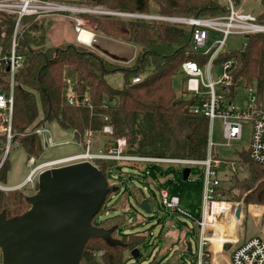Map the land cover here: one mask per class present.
<instances>
[{"label":"trees","instance_id":"16d2710c","mask_svg":"<svg viewBox=\"0 0 264 264\" xmlns=\"http://www.w3.org/2000/svg\"><path fill=\"white\" fill-rule=\"evenodd\" d=\"M56 1L65 3L69 0ZM233 2L236 5L239 0ZM83 4L110 11L164 17H210L224 15L228 11L223 0H85ZM260 6L255 16L258 22L264 24V0H260ZM4 15L0 14L1 24L5 26L0 30L5 32L3 44L7 50L14 17ZM34 18H22L17 49L23 61L14 75L11 117L12 139L17 140L24 149L27 159L37 158L41 154L43 143L36 130L53 120L64 128H71L75 140L82 144L88 133L101 132L103 126L109 124L113 133L105 134L107 141L110 139L105 146L107 148L115 138L124 137L127 153L162 158H205L208 120L193 114L189 95L184 90L176 92L172 86V79L180 73L184 60L203 63L207 58L190 46V25L113 15L93 16L95 33L137 47L134 62L120 66L83 44L65 42L47 45V25L44 19ZM231 56L237 62L236 77H243L247 82L254 78L262 79L264 33L248 35L243 50L220 54L217 62ZM117 70L123 75L120 88L113 87L105 78L106 74ZM6 75V68H0V89L4 91L8 90ZM134 77H140V80L132 82ZM70 86L76 95V102L67 99ZM83 97L88 98L87 103H83ZM5 140V134L0 132V157ZM240 162L245 164L248 175L241 180L235 179L227 190L219 189V196L231 200L232 194L245 204L264 205V165L253 162L246 151L241 153ZM113 164L112 161L103 160L95 163L105 176L106 170ZM8 169L6 157L0 166L1 182L5 181ZM34 188L37 189V182ZM23 190L12 196L15 203L10 211L7 206L10 200L8 194L16 191L0 189V211L6 210L7 216L24 211L28 205V195ZM133 197L139 202L145 196L142 193L138 198L136 194ZM120 216L116 214L110 219ZM108 221L104 218L99 226L116 224ZM121 223L118 222V226ZM112 235L115 236L114 232ZM119 239L122 244L109 246L101 238H91L83 252L81 264H122L125 251L142 245L146 236L130 232ZM97 251L103 252L100 259L95 256Z\"/></svg>","mask_w":264,"mask_h":264},{"label":"built area","instance_id":"2783aa9c","mask_svg":"<svg viewBox=\"0 0 264 264\" xmlns=\"http://www.w3.org/2000/svg\"><path fill=\"white\" fill-rule=\"evenodd\" d=\"M223 1L227 4V13L210 17H164L155 14L110 11L101 7H95L90 10L92 13L100 15L155 19L174 23H186L191 26L190 46L201 56H207V58L203 63L191 59H186L181 63L180 74L184 76V81L180 90H184L189 95V98H191V112L208 120L206 156L204 159L162 158L127 153V143L124 137L115 138V141L107 149L103 148V150L91 152L89 149L90 143L87 139L92 134L88 133L86 135L87 141L84 143L86 147L83 148V151L37 164H35L34 157H29L26 163L32 167L22 186L31 182L34 188L35 182L33 183V179L43 169L81 161H90L94 165L93 161L97 160H126L132 162L179 161L188 166L195 164L202 165L206 171L203 184L202 206L199 218L196 221L199 230L197 264H218V257L222 254L225 243H230V249L235 245L229 253V264H264V237L253 236L240 240L235 234L234 239H221L218 249L215 250L212 246V236L218 233L220 226H224L221 223L225 220L224 223H226L227 228L228 223L237 221L235 217L236 205L231 201L223 200L216 196V188L219 181L215 172L222 160L215 157V148L229 147L232 143L241 140L243 131L247 128L249 135L248 155L253 162L264 165V74L262 79L254 78L251 82H247L245 78L235 76L237 68L235 57L231 56L217 62L220 54L231 52L230 49L225 47V43L232 29L239 28L241 32L248 36L255 33H264V24L258 22L254 14L239 11L233 0ZM60 11L70 12V14L64 13L62 15L73 19L77 42L89 46L93 34L84 27L82 18L74 15L85 11L79 6L56 0H0V14L13 15L14 17L13 32L7 50L4 49L3 44L5 32L0 30V68H6L7 75L5 79L8 82L7 91L0 89V121L1 116H3V122H0V132L4 133L6 138L3 144L0 166L9 152L13 140L11 117L13 110L14 75L23 61L22 54L17 49L22 18L24 16H34V19H38L41 16ZM4 27L0 21V28L4 29ZM83 31L91 34L87 40L80 38ZM214 32L220 33L221 37L218 39L212 38L211 35ZM245 46L246 42L240 50H243ZM217 67L221 68L219 76L214 73V69ZM139 80L140 77H134L132 82H138ZM67 99L69 102L77 101L71 86L67 91ZM82 101L83 103H87L88 98L83 97ZM215 119L220 121L223 139L221 142H214L211 138ZM36 132L40 137L42 135V143L45 142L47 147L54 144L52 137L47 135L44 124L37 128ZM101 132L111 135L113 132L112 126L109 124L104 125ZM0 189L4 191H18L21 190V186L7 188L0 184ZM159 194L161 202L166 207L185 213L180 208V199L177 195L169 196L165 189L160 190ZM102 253V251H97L95 255L100 259Z\"/></svg>","mask_w":264,"mask_h":264},{"label":"rangeland","instance_id":"374dc122","mask_svg":"<svg viewBox=\"0 0 264 264\" xmlns=\"http://www.w3.org/2000/svg\"><path fill=\"white\" fill-rule=\"evenodd\" d=\"M84 1L85 0H69L68 4L71 2V5H75L73 3H76L75 6L85 7L86 10L92 8L86 5L84 6ZM239 1L238 10L241 12L257 14L260 10V0ZM64 13L70 14V12L67 11H60L50 14L49 16L40 17V19H44L45 24L48 25L47 33L45 34L47 45H59L65 42H76L80 44L77 42L75 35L73 38L71 37L74 31L73 19L63 16L62 14ZM79 15L88 17V20L85 19L86 24L83 22V25L90 31L88 26L91 24L92 17L99 14L87 12ZM21 28L22 24L19 34L21 33ZM103 36L104 35L98 34L95 39V42L97 41L95 45H97L98 49L95 48L93 43L87 47L99 54L102 53L100 51H103L102 54L106 59L116 62L120 64V66L131 64L132 62L130 63L128 60L134 62L135 59L133 58L136 56L134 52L136 53L137 51L135 45L128 46L123 43H106V39L104 40ZM68 37H71V39L66 40ZM211 37L218 39L221 35L218 32H214ZM110 39L111 38L108 40ZM246 41L247 36L245 33L241 32L239 28H234L228 34L225 47L231 51H237L242 49ZM126 61H128V63ZM214 73L219 76L221 68H215ZM105 78L113 87L120 88L123 85V75L120 70L106 74ZM183 81L184 76L180 73L173 77L172 86L176 92L180 91ZM0 122H3V116H1ZM44 125L47 130V135L52 137L54 144L46 148L43 147L41 154L35 158V164L80 152L86 147V145L75 140L71 128L62 127L56 120L46 122ZM211 138L214 142H221L223 140L221 125L218 119L214 121ZM87 140H89L90 143V151L97 152L103 150L110 139L107 141V136L103 132H98L91 135ZM87 140L85 139L84 142ZM248 142V130L245 128L241 140L232 143L229 147L215 148V153L218 151L221 159H227L225 163H221L215 172L218 179L222 178L220 184L221 191L223 189L227 190L232 186L235 179L241 180L248 175L246 166L240 162L238 156V151L246 147ZM236 151L237 153H235ZM7 159L9 162V169L6 173L5 181H0V184L5 187H12L26 177L32 166L27 165V155L15 139L11 142ZM111 161L114 164L109 166L106 170V178L108 185L116 187L117 189L108 194L107 200L100 208L98 214L92 219V223L94 225H99L104 218L109 219L107 223H116L117 229L114 231V237L116 238H120L122 235L130 232L143 233L146 236L145 242L137 247L140 254L137 257H133L131 251L127 249L122 264H197L199 230L194 220L199 218L202 206L201 196L206 171L204 166L196 164L188 166L179 161ZM93 162L96 163V161ZM232 163L234 164L232 167L235 170V174L230 175L226 180L227 175L224 174L226 172L225 166H229ZM236 166L239 167L238 170L235 169ZM185 167H189L190 171L187 178L184 179L182 172ZM36 180L37 177L33 179V183H36ZM30 185L31 182L26 183L24 190L21 189L25 195H30L36 191L35 188L29 187ZM161 189H166L169 196L178 195L180 198V208L183 209L185 213L174 211L166 207L161 202L158 193ZM21 190L8 194L10 200H8L7 206L10 211H12L15 203V199L12 196L21 192ZM142 193L143 195L145 194V198L150 205L149 213L142 211L139 207L138 200L133 197V195L136 194L138 198L142 196ZM230 196L232 197L230 199L233 203H241V210L243 209L242 217L239 222L237 221L239 224L238 233L240 239L243 240L253 236L264 237V205L252 203L245 204L242 199L238 200L233 197L232 194ZM27 207L28 205H26V208ZM116 214H121L122 216L110 219V217ZM118 222L122 223L118 226ZM224 222L225 220L221 223L224 226H220L218 233L212 236V246L215 250L218 249L221 239L235 238L236 224L234 225L233 222L228 223L226 228V223ZM224 228H226V230H224ZM129 239L136 241V239ZM184 243L190 244V250L185 248ZM234 246L235 245H233L232 248ZM231 249L225 252V254L229 255ZM226 255L224 256L228 257ZM226 260L227 258L221 260L219 263L229 264L226 263Z\"/></svg>","mask_w":264,"mask_h":264},{"label":"water","instance_id":"95a60500","mask_svg":"<svg viewBox=\"0 0 264 264\" xmlns=\"http://www.w3.org/2000/svg\"><path fill=\"white\" fill-rule=\"evenodd\" d=\"M43 147L47 144L44 142ZM189 167L183 169L187 178ZM37 189L26 197L28 207L7 216L0 211L1 264H81L83 252L91 238H101L109 246L122 244L112 235L117 225H94L106 195L117 188L108 185L106 176L90 161L51 167L37 175ZM150 212L146 198L139 202ZM241 203L235 217L240 218ZM230 243L223 248L228 250ZM190 250V244L187 243ZM133 257L140 252L131 250Z\"/></svg>","mask_w":264,"mask_h":264},{"label":"crops","instance_id":"0c3cea01","mask_svg":"<svg viewBox=\"0 0 264 264\" xmlns=\"http://www.w3.org/2000/svg\"><path fill=\"white\" fill-rule=\"evenodd\" d=\"M69 1H67V2H65V3H68ZM70 4H71V2H70ZM73 4H75L76 5V3H73ZM239 4H240V1L238 2V4H236L235 6H236V8L238 9V6H239ZM82 5V4H81ZM84 6H85V4H84ZM80 8H82V9H84L85 11H82V12H79V13H77V16H79V17H81L82 18V20H83V22L86 24V21H85V19L86 20H88V17H86V16H84V15H79V14H85V13H89V12H91L90 10L91 9H93V8H95V7H93V8H90V9H85V7H81L80 6ZM260 8H261V6H260ZM138 14H140V13H138ZM74 15H76V14H74ZM100 15V14H99ZM255 15V14H254ZM47 16H49V15H47ZM39 19V18H38ZM92 21H91V24H90V26H88L89 27V29H90V31L92 32V34H93V38H92V41H91V44L93 43V45L95 46V48L96 49H98L97 48V45H95L96 43H97V41L95 42V39L97 38V36H98V34L97 33H95L94 32V30H93V27H94V21H93V17H92V19H91ZM44 22H45V20H44ZM85 26V25H84ZM47 27H48V25H47ZM73 30H74V28H73ZM74 31L72 32V35H71V37L73 38L74 37ZM102 35V34H101ZM71 37H68L66 40H70L71 39ZM103 39L105 40L106 39V43H110V44H114V43H117V44H120V43H123L124 45H128V46H134L133 44H130V43H126V42H123V41H120V40H116V39H113V40H108L109 39V37H106V36H103ZM61 44V43H60ZM90 44V45H91ZM99 47V46H98ZM100 52H102L103 53V51H100ZM105 52V51H104ZM101 53V54H102ZM134 54L136 55V53L134 52ZM103 55V54H102ZM126 58V57H125ZM128 59H130V58H128ZM134 59V58H133ZM127 60V59H126ZM130 63L131 62H133V61H130V60H128ZM128 61H126L127 63H128ZM181 91V90H180ZM179 91V92H180ZM178 92V93H179ZM207 135H208V128H207ZM207 145V144H206ZM248 144H247V146L246 147H244V148H242L240 151H238V156H239V159H240V156H241V153L243 152V151H246V152H248ZM214 153H215V150H214ZM235 153H237V151L235 152ZM216 156L215 157H217V158H220L221 159V156H219V152L218 151H216ZM218 154V155H217ZM7 157V156H6ZM1 158V157H0ZM250 158V157H249ZM222 160V162L221 163H225V161H227V159H221ZM224 161V162H223ZM221 163H220V165H221ZM232 165H234L233 163L231 164V165H226L225 166V169H226V172L224 173L225 175H227V177H226V180L228 179V177L230 176V175H233V174H235V170L233 169V167H232ZM243 165H245L244 163H243ZM235 169H239V167L238 166H236V168ZM29 174V173H28ZM27 174V175H28ZM27 175H26V177H24L21 181H19L18 183H16L17 185H15L16 187H18V186H21V189H24V187H25V185L24 186H22L24 183H25V180H26V178H27ZM218 179V178H217ZM218 181H219V184H218V186H217V188H216V196L218 197V198H220V199H223V200H226L225 198H223V197H220L219 196V193H218V190L219 189H221V181H222V178H219L218 179ZM33 185V184H32ZM32 185H30L29 187H32L33 188V186ZM15 186H12V187H7V188H13V187H15ZM162 190V189H161ZM166 190V189H165ZM22 191V190H21ZM202 191H203V189H202ZM8 192H11V191H9L8 190ZM160 192V190L158 191V193ZM168 192V191H167ZM202 194H203V192H202ZM144 196H145V194H144ZM159 196H160V194H159ZM178 196V195H177ZM179 197V196H178ZM145 198V197H144ZM144 198H142V199H144ZM141 199V200H142ZM180 199V198H179ZM160 200H161V198H160ZM201 200H202V196H201ZM227 201H232V200H227ZM233 202V201H232ZM139 203V202H138ZM235 203V202H234ZM236 204V203H235ZM174 211H177V210H174ZM242 212H243V209L241 210V215H240V218L239 219H237V221L239 222V220L241 219V217H242ZM197 219L198 218H196L194 221H195V224H196V221H197ZM237 221H235L234 223L236 224V226H235V234H236V236L237 237H239V233H238V228H239V224H238V222ZM132 225H135V224H132ZM196 226H197V224H196ZM236 227H237V231H236ZM133 233H135V232H133ZM259 237V236H258ZM239 239H240V237H239ZM246 239V238H245ZM241 240V239H240ZM244 240V239H243ZM184 245H185V248H187V243H184ZM231 247V246H230ZM230 247L228 248V250H225L224 248H223V252H222V254L218 257V264H220L219 262L221 261V260H224L225 258H227V260H226V263H228L229 262V255H226L225 254V252H228L229 250H230ZM131 251V250H130ZM224 255H226V256H228V257H225Z\"/></svg>","mask_w":264,"mask_h":264},{"label":"bare ground","instance_id":"6f19581e","mask_svg":"<svg viewBox=\"0 0 264 264\" xmlns=\"http://www.w3.org/2000/svg\"><path fill=\"white\" fill-rule=\"evenodd\" d=\"M80 36H81L80 38L87 40L91 36V34L89 32L87 33L83 31Z\"/></svg>","mask_w":264,"mask_h":264}]
</instances>
